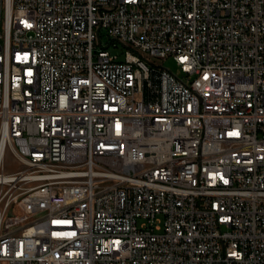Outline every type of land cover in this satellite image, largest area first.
I'll use <instances>...</instances> for the list:
<instances>
[{
    "label": "built area",
    "instance_id": "obj_1",
    "mask_svg": "<svg viewBox=\"0 0 264 264\" xmlns=\"http://www.w3.org/2000/svg\"><path fill=\"white\" fill-rule=\"evenodd\" d=\"M0 264H264V0H0Z\"/></svg>",
    "mask_w": 264,
    "mask_h": 264
},
{
    "label": "rangeland",
    "instance_id": "obj_2",
    "mask_svg": "<svg viewBox=\"0 0 264 264\" xmlns=\"http://www.w3.org/2000/svg\"><path fill=\"white\" fill-rule=\"evenodd\" d=\"M108 50L119 57L120 60L124 59V52L125 49L122 46H118L117 48H108ZM150 64L153 66L163 67L164 69L170 71L172 74L176 75L180 79L188 78L184 74L180 72L179 67L176 65L172 58L166 59H156V58H149L147 59ZM4 167L7 172H15L20 169V164L13 159L10 154L5 155L4 159Z\"/></svg>",
    "mask_w": 264,
    "mask_h": 264
}]
</instances>
